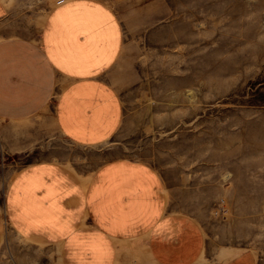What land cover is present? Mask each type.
Wrapping results in <instances>:
<instances>
[{
    "label": "crops",
    "instance_id": "1",
    "mask_svg": "<svg viewBox=\"0 0 264 264\" xmlns=\"http://www.w3.org/2000/svg\"><path fill=\"white\" fill-rule=\"evenodd\" d=\"M129 1L0 0V156L40 153L4 191L0 248L8 227L61 264H264L253 246L215 256L209 213L149 161L81 172L55 156L58 137L93 146L121 129L110 71L127 49Z\"/></svg>",
    "mask_w": 264,
    "mask_h": 264
},
{
    "label": "rangeland",
    "instance_id": "2",
    "mask_svg": "<svg viewBox=\"0 0 264 264\" xmlns=\"http://www.w3.org/2000/svg\"><path fill=\"white\" fill-rule=\"evenodd\" d=\"M120 9L128 44L110 78L125 120L98 145L56 138L55 156L81 172L117 156L145 159L209 213L215 256L251 246L263 256L264 0H132ZM39 155L0 156L2 205L13 175ZM7 237L0 264H61L55 247L8 227Z\"/></svg>",
    "mask_w": 264,
    "mask_h": 264
}]
</instances>
